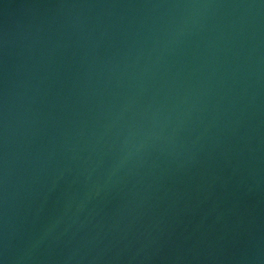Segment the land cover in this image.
I'll use <instances>...</instances> for the list:
<instances>
[{
  "label": "water",
  "instance_id": "1",
  "mask_svg": "<svg viewBox=\"0 0 264 264\" xmlns=\"http://www.w3.org/2000/svg\"><path fill=\"white\" fill-rule=\"evenodd\" d=\"M0 264H264V0H0Z\"/></svg>",
  "mask_w": 264,
  "mask_h": 264
}]
</instances>
